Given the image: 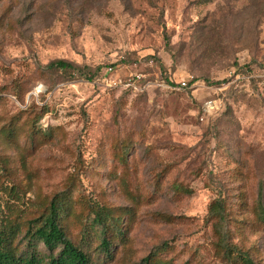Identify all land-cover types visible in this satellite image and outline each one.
Masks as SVG:
<instances>
[{"label": "rangeland", "instance_id": "374dc122", "mask_svg": "<svg viewBox=\"0 0 264 264\" xmlns=\"http://www.w3.org/2000/svg\"><path fill=\"white\" fill-rule=\"evenodd\" d=\"M58 59L73 67L49 69ZM260 64L264 0H0V125L45 106L37 125L52 134L36 149L23 136L15 147L0 138L2 216H31L40 198L73 180L76 211L92 203L127 212L129 230L112 255L95 250L96 239L85 246L94 264L138 262L165 242L175 264H226L208 220L222 198L246 221L234 242L264 264ZM109 65L143 75L136 85L147 87L88 82ZM20 81L22 101L9 93ZM209 99L219 107L204 113Z\"/></svg>", "mask_w": 264, "mask_h": 264}, {"label": "trees", "instance_id": "16d2710c", "mask_svg": "<svg viewBox=\"0 0 264 264\" xmlns=\"http://www.w3.org/2000/svg\"><path fill=\"white\" fill-rule=\"evenodd\" d=\"M48 67L53 70H67L73 65L58 59L50 62ZM260 67L264 70V64H260ZM242 69L241 75L245 77L244 70L249 73V67ZM98 73L99 71L96 72ZM96 74L85 77L90 79ZM18 85V90L9 93L18 101H22V82ZM26 91L28 89H25ZM47 111V107L35 105L20 109L19 113L26 114V120L23 121V115L22 118L12 116L4 121L0 125V138L15 147L17 140L23 136L31 147L39 148L47 143L52 135L49 127L43 130L37 125V121ZM27 115L31 119H27ZM123 143L126 152L128 141ZM3 159L6 175L10 177L13 173L9 168L10 161L6 156H3ZM119 159L124 161L126 156L119 155ZM74 188L75 184L70 180L65 188L55 190L50 197L40 198L39 208L28 217H22L20 212L2 216L0 212V264H94L85 251V246H89L94 239L98 242L95 250L98 249L99 253L106 256L112 255L115 244L123 243L129 230V227H124L127 212L116 210L112 206L92 203L84 206L85 211H76L72 198ZM176 190L177 193L191 192L182 186H177ZM235 211H232L222 198L214 199L208 206V220L212 222L217 237V254L226 264H262L254 255L255 248H245L234 242V229L242 231V224L246 223L239 218L242 212ZM256 214L264 224V207L261 202L256 205ZM162 217L166 219L164 215ZM73 227H76L78 232H73ZM168 249L167 242L162 243L138 262L130 264H175L172 259L164 258Z\"/></svg>", "mask_w": 264, "mask_h": 264}, {"label": "built area", "instance_id": "2783aa9c", "mask_svg": "<svg viewBox=\"0 0 264 264\" xmlns=\"http://www.w3.org/2000/svg\"><path fill=\"white\" fill-rule=\"evenodd\" d=\"M124 77V78H123ZM136 77H143V75H133L132 73H127L121 76V74L116 71L115 66L109 65L106 66L101 72L94 75L92 78L88 79V82L94 86H101L104 88H114L118 86L130 87L135 89L136 91H142L146 88V84L137 86L136 85ZM254 77V75H251ZM255 77L258 78L257 86L264 93V73H260ZM166 86L168 88H185L187 84L185 82H181L180 84H171L170 82H166V84H160ZM195 85H199L198 82H195ZM219 102L217 100L209 99L203 104L204 113L212 112L219 107Z\"/></svg>", "mask_w": 264, "mask_h": 264}]
</instances>
